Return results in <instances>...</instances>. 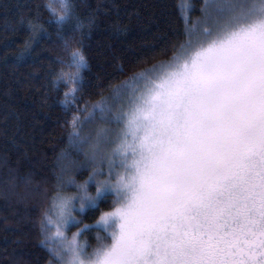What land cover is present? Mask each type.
<instances>
[{
	"label": "snow or ice",
	"instance_id": "1",
	"mask_svg": "<svg viewBox=\"0 0 264 264\" xmlns=\"http://www.w3.org/2000/svg\"><path fill=\"white\" fill-rule=\"evenodd\" d=\"M42 7L48 20L28 22L17 58L54 24L68 59L53 87L63 84L73 110L41 213L49 264H264V0H204L195 21L177 0L184 40L173 56L83 106L95 17L85 24L70 0ZM108 201L91 251L77 241L81 227L66 235L91 227L74 209Z\"/></svg>",
	"mask_w": 264,
	"mask_h": 264
},
{
	"label": "trees",
	"instance_id": "2",
	"mask_svg": "<svg viewBox=\"0 0 264 264\" xmlns=\"http://www.w3.org/2000/svg\"><path fill=\"white\" fill-rule=\"evenodd\" d=\"M47 2L0 0V264H49L48 250L39 243L40 221L57 191V155L71 131L67 122L73 110L61 103L66 89L62 83L53 87L62 68L59 60L66 62L68 57L56 26L46 24L48 35L33 44L29 55L17 58L29 35L28 22L48 20L42 7ZM70 2L85 24L95 17V27L84 40L88 68L82 72L83 89L76 94L80 106L109 95L133 74L169 60L184 40L177 0ZM187 3L195 21L204 0ZM86 177L87 171L76 179ZM109 204L74 210L78 220L91 227L77 225L69 231L81 227L79 237L88 251L99 242L98 235L105 236L96 222L101 211L110 210Z\"/></svg>",
	"mask_w": 264,
	"mask_h": 264
},
{
	"label": "rangeland",
	"instance_id": "3",
	"mask_svg": "<svg viewBox=\"0 0 264 264\" xmlns=\"http://www.w3.org/2000/svg\"><path fill=\"white\" fill-rule=\"evenodd\" d=\"M121 84H122V83H121ZM121 84H120V85H121ZM118 86H119V85H118ZM112 95H113V92L110 93L109 95L105 96V97H110V96H112ZM86 131H87V129H86ZM78 209H79V208L74 209V210L76 211V210H78ZM53 231H55V229H53ZM76 231H77V228H74L72 231H69L67 228L65 229V233H66V235H67L69 238H71L72 233H74V232H76ZM79 235H80V233L77 235V241L81 243V240H80ZM53 241H54V243L56 242L55 240H53Z\"/></svg>",
	"mask_w": 264,
	"mask_h": 264
},
{
	"label": "clouds",
	"instance_id": "4",
	"mask_svg": "<svg viewBox=\"0 0 264 264\" xmlns=\"http://www.w3.org/2000/svg\"><path fill=\"white\" fill-rule=\"evenodd\" d=\"M99 226L101 227V229H103L104 230V225L101 223V224H99Z\"/></svg>",
	"mask_w": 264,
	"mask_h": 264
}]
</instances>
